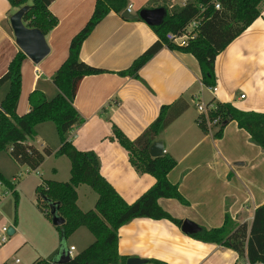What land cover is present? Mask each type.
Masks as SVG:
<instances>
[{"label": "crops", "instance_id": "0c3cea01", "mask_svg": "<svg viewBox=\"0 0 264 264\" xmlns=\"http://www.w3.org/2000/svg\"><path fill=\"white\" fill-rule=\"evenodd\" d=\"M95 1L53 0L50 3L48 10L58 22L45 35L50 47L49 59H44L47 54L35 64L26 57L21 66V87H29V91L39 89L46 97L57 92L51 77L68 56L70 40L91 16ZM149 1L127 0L129 12L136 14L142 8L165 5L170 9L184 4L183 0H152V5ZM17 9L11 8L7 0H0V77L20 50L9 22ZM156 40L158 37L150 26L142 20L122 18L121 13L109 12L92 29L81 44L79 58L104 71L83 77L78 85L73 105L84 121L73 130L70 140L77 149L96 154L100 174L127 203H132L155 179L130 164L126 151L111 138L112 125L133 140L157 117L162 105L183 100L187 103L186 109L156 140L163 142V153L176 162L167 178L177 184L187 204L171 198H160L158 204L171 216L190 220L201 228L221 226L225 213L249 227L254 209L264 202V151L232 120L224 126L221 137L214 138L212 128L204 131L198 125L199 112L193 109L192 103L201 101L200 92L203 102H227L240 110L264 112V4L260 16L217 54L214 92L202 84L198 61L192 54L166 45L140 67L138 78L119 73ZM42 80L52 85H39ZM6 83L0 85V100L6 93ZM28 110L29 105L19 96L17 114ZM31 141L28 143L33 145ZM43 143L41 149L47 146L55 152L59 147ZM60 168L53 166L50 178L43 180L67 181L70 162L66 173L61 174ZM81 185L76 188V203L82 211H88L94 208L97 195L86 191V197L91 196V200L84 209L79 202ZM24 239L22 245L27 244ZM93 240L87 228L79 227L66 243L75 250L77 244L84 249ZM59 243L60 232L59 238L52 239L49 245L51 258ZM9 246L15 249L17 243ZM117 249L121 255L145 259L144 264H248L245 257H238L233 250L195 239L184 233L181 225L167 219L136 218L122 225L118 229ZM32 250L38 252L35 248ZM0 251H3L0 264H8L6 245ZM51 258L39 256L35 260L50 261Z\"/></svg>", "mask_w": 264, "mask_h": 264}, {"label": "trees", "instance_id": "16d2710c", "mask_svg": "<svg viewBox=\"0 0 264 264\" xmlns=\"http://www.w3.org/2000/svg\"><path fill=\"white\" fill-rule=\"evenodd\" d=\"M7 1L11 8L28 5L29 8L22 17L23 23L27 27L40 29L44 35L58 22L48 10L53 0ZM215 3H218V8H215ZM262 5V0H185L183 5L170 9L163 5L166 14L161 24L151 27L158 40L119 73L138 78L140 67L162 45H166L169 49L192 54L198 61L202 84L213 87L214 61L217 54L260 16ZM126 7L127 0L95 1L91 16L70 40L68 56L51 77L57 92L48 99L39 89L30 91L29 110L26 113L19 115L16 112L21 90V66L26 58L20 50L11 58L6 72L0 77V85L8 83V89L0 100V151H8L14 162L31 170H37L45 157L51 154L65 155L69 159L70 176L67 181L42 180V184L36 188L37 207L40 209L42 204L40 210L45 216L49 212L48 204L43 198L59 204L58 213L65 220L63 232L66 239L79 227L87 228L94 236V240L87 247L72 255L64 264H126L129 257L121 255L117 249L118 229L122 225L136 218H149L167 219L180 226L182 220L165 211L158 204V199L171 198L187 204L177 184L171 183L167 178L168 172L176 164L175 160L166 154L158 157L148 154L149 145L186 109L187 103L183 100L162 105L157 117L133 140L112 125L111 138L126 151L130 164L137 171L148 173L155 179L132 203H127L100 174L96 154L93 151L77 149L70 140L73 130L84 121L73 105L78 85L83 77L104 71L79 58L81 44L104 16L109 12L119 14ZM194 19H197L198 24L192 30L193 36L185 44L177 45L166 40L168 32L181 34L184 27ZM208 103H213V108L207 113L208 120L217 119L213 126L214 138H220L224 126L232 120L238 128L248 133L253 144L264 151V112L240 110L227 102L210 100ZM47 121L54 123L60 139V145L55 152L47 146L39 150L28 143L36 135V125ZM196 121L202 130L207 131L202 114L197 116ZM15 179L8 181L0 172V186L4 184L14 189ZM81 184L89 186L97 195L94 208L88 211H82L76 203V188ZM191 236L202 242L227 247L238 257H245L249 264L264 263V202L254 209L249 227L244 222L237 223L225 213L221 226L202 228ZM31 264L54 263L37 259Z\"/></svg>", "mask_w": 264, "mask_h": 264}, {"label": "rangeland", "instance_id": "374dc122", "mask_svg": "<svg viewBox=\"0 0 264 264\" xmlns=\"http://www.w3.org/2000/svg\"><path fill=\"white\" fill-rule=\"evenodd\" d=\"M151 1L152 0H150L148 4L152 5L153 3ZM262 4H264V0H262ZM48 57L49 54L44 59L48 61ZM29 81L31 82L30 75ZM40 84L52 85L48 80H42L39 85ZM7 89L8 83H6L5 91H7ZM3 90L4 89H2V91ZM30 91L29 87H21L20 96L22 97V101L28 105V94ZM203 92L206 93V91ZM198 96V98L203 101V93L201 95L199 92ZM51 97L52 96L47 98L49 99ZM198 102L199 100L193 101V109L197 110ZM213 126L214 125L207 127V130L212 128L214 132L215 128H213ZM35 130L36 136L31 141L35 147L41 149V142L53 148L60 145V139L52 121L37 124ZM55 165L61 166L59 170L61 174L63 172L66 173L69 166V159L65 155H62L59 159L54 156H46L43 163L36 171L29 169L25 165L15 163L8 151H0V172L8 181H12L13 178L17 179L15 181V183H17L15 189H10L4 184L0 186V221H3V225L1 226L12 227L15 230V233L12 235H6L5 243H1L2 241L0 238V250L6 245L8 264H13L14 259L19 260L20 263L18 264H31L39 256L48 260L51 258V255L48 254L49 245L52 239L57 240L59 238V231L58 228L52 224L51 216H45L40 210L43 207L42 204L40 205V209L37 207L38 193L36 192V188L42 184L43 179L50 178L48 175L51 174V168ZM241 168H244V166ZM13 190H15V193H13ZM86 191H90V193H93L92 195H96L86 184H82L79 187V202L84 209L87 208L91 200V196L86 197ZM87 200L89 201L86 202ZM22 239L27 241L26 245H22ZM12 242L17 243L15 249L9 246ZM32 248L37 249L38 252H35ZM81 250L82 249H80L77 244L76 249L72 252L78 253ZM0 252L3 253V251Z\"/></svg>", "mask_w": 264, "mask_h": 264}, {"label": "water", "instance_id": "95a60500", "mask_svg": "<svg viewBox=\"0 0 264 264\" xmlns=\"http://www.w3.org/2000/svg\"><path fill=\"white\" fill-rule=\"evenodd\" d=\"M28 5L19 7L10 17L9 22L15 38V43L19 47L20 51L33 63L41 61L50 51V47L47 44L44 33L38 28L27 27L22 17L28 10ZM166 10L164 7L142 8L136 14L130 13L127 9L121 12V17L125 19H141L148 26H158L161 24ZM148 154L151 157L162 156L163 142L161 140H154L148 147ZM48 204V212L51 216V222L55 227L59 228L60 243L57 252L51 258L50 262L54 264L67 263L71 255L69 254V247L66 243V238L63 232L64 218L58 213V203L50 202L43 198ZM201 227L190 220H183L181 224V230L189 235L196 234L201 231ZM14 229L7 227L6 234L12 235ZM145 259L138 257H129L126 260V264H144Z\"/></svg>", "mask_w": 264, "mask_h": 264}, {"label": "built area", "instance_id": "2783aa9c", "mask_svg": "<svg viewBox=\"0 0 264 264\" xmlns=\"http://www.w3.org/2000/svg\"><path fill=\"white\" fill-rule=\"evenodd\" d=\"M182 3H185V0H183ZM215 8H218L219 5L218 3H215L214 4ZM128 11L130 10L129 7L126 8ZM198 24V21L197 19H194L192 21H190L183 29V32L181 34H176V33H172V32H168L165 36L166 40L167 41H171L177 45H183L185 44L186 40L189 38V37H192L193 36V33H192V30L194 28H196ZM191 27V28H190ZM209 90L214 92L216 91V87L213 86V87H209ZM240 97H244V95H241ZM213 108V103H208V102H203V101H199L198 104H197V109H198V112L199 114H202L203 115V120H205L206 122V127H210L211 125H214L215 123H217V119H214L213 121H209L208 120V111ZM6 229L7 227L3 226L1 227L0 231H1V241L4 242L5 239H6ZM74 250V247L71 246L69 247V254L73 255V251ZM19 263V260L18 259H15L13 261V264H18ZM249 264V263H248ZM254 264H264L263 262H257V263H254Z\"/></svg>", "mask_w": 264, "mask_h": 264}]
</instances>
